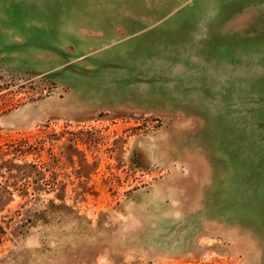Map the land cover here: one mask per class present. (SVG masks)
Returning <instances> with one entry per match:
<instances>
[{"label": "rangeland", "instance_id": "obj_1", "mask_svg": "<svg viewBox=\"0 0 264 264\" xmlns=\"http://www.w3.org/2000/svg\"><path fill=\"white\" fill-rule=\"evenodd\" d=\"M252 259L264 0H0V264Z\"/></svg>", "mask_w": 264, "mask_h": 264}, {"label": "crops", "instance_id": "obj_2", "mask_svg": "<svg viewBox=\"0 0 264 264\" xmlns=\"http://www.w3.org/2000/svg\"><path fill=\"white\" fill-rule=\"evenodd\" d=\"M45 102V101H44ZM27 109H29V107H27ZM50 115H53V114H44L43 116H50ZM251 264H264V261H261V260H253L251 261Z\"/></svg>", "mask_w": 264, "mask_h": 264}]
</instances>
